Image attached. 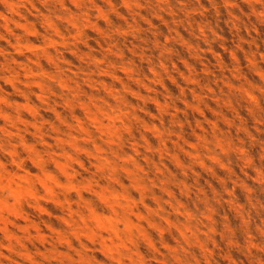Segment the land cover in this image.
Here are the masks:
<instances>
[{
    "label": "rangeland",
    "instance_id": "1",
    "mask_svg": "<svg viewBox=\"0 0 264 264\" xmlns=\"http://www.w3.org/2000/svg\"><path fill=\"white\" fill-rule=\"evenodd\" d=\"M0 264H264V0H0Z\"/></svg>",
    "mask_w": 264,
    "mask_h": 264
},
{
    "label": "bare ground",
    "instance_id": "2",
    "mask_svg": "<svg viewBox=\"0 0 264 264\" xmlns=\"http://www.w3.org/2000/svg\"><path fill=\"white\" fill-rule=\"evenodd\" d=\"M100 152V151H99ZM104 158V157H103ZM96 217V216H95ZM99 219V218H98ZM116 235V234H115Z\"/></svg>",
    "mask_w": 264,
    "mask_h": 264
}]
</instances>
